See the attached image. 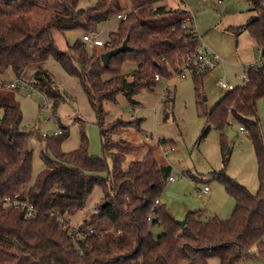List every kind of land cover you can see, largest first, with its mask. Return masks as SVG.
I'll list each match as a JSON object with an SVG mask.
<instances>
[{"label":"trees","instance_id":"obj_1","mask_svg":"<svg viewBox=\"0 0 264 264\" xmlns=\"http://www.w3.org/2000/svg\"><path fill=\"white\" fill-rule=\"evenodd\" d=\"M56 1L59 7L48 5L49 0H0V72L11 69L18 81L25 82L26 69L35 66L25 83L53 107L70 97L62 95L52 75L38 65L52 58L70 76L77 77L96 112L103 158L89 155L81 122H77L79 147L62 152L61 143L69 129L59 124L60 133L50 139L44 136L52 159L42 153L46 167L29 185L32 150L27 143L29 134L21 129L22 115L15 99L18 89L0 83V198L18 195L36 212L34 217L24 218L21 210L0 204V264H210L212 259L218 264H237L255 245L263 254L264 140L257 103L264 99V60L257 67L247 68L248 82L225 93L205 114L207 128L202 133L203 138L210 126L221 131L229 116L240 120L254 147L257 192L250 193L222 170L213 174L235 201L228 219L201 221L189 213L181 226L159 205V221H149L154 202L164 189L159 164L153 151L148 150L141 160L123 168V161L136 146L114 138L130 128L140 131L143 119H117L105 125L103 104L115 102L118 94L133 102L132 96L144 87H124V63L146 62L159 78L171 79L185 61L192 60L199 37L192 29L182 28L187 11L155 6L163 0H127L124 20L116 19L124 12L122 0H91L93 5L84 9L78 8L79 0ZM168 12L174 17L164 23L160 17ZM252 12L251 19L237 33L247 31L264 59V3L252 0ZM112 18L118 22L117 30L99 49L77 40L62 52L51 35L53 30L97 31L100 24ZM126 38L130 50L112 57L104 67L100 55L119 47ZM191 77L199 96L203 76ZM171 101L168 91L166 103ZM225 143L222 134V150ZM107 158L112 160L111 170ZM223 163L227 158L223 157ZM104 172L106 180L98 176ZM95 185L102 188L103 198L96 206L97 213L78 227L81 238L77 240L68 233L64 217L85 207ZM158 222L164 231L154 237L151 228Z\"/></svg>","mask_w":264,"mask_h":264},{"label":"rangeland","instance_id":"obj_2","mask_svg":"<svg viewBox=\"0 0 264 264\" xmlns=\"http://www.w3.org/2000/svg\"><path fill=\"white\" fill-rule=\"evenodd\" d=\"M259 1L264 3V0ZM48 5L59 7L56 0H49ZM91 5V0H79L78 8L84 9ZM155 6H165L167 11H188L192 16V27L200 40L220 57L221 63L202 77L199 96L195 94L193 78L190 75L180 78L177 74L171 79L160 77L159 81L140 88L132 96L133 102L118 94L115 102L103 104L104 124L113 123L117 119L123 122L132 121L135 112L141 111L137 116L142 115V119L144 118L142 130L130 128L114 137L125 139L136 146V149L126 156L122 167L126 168L131 161L141 160L148 150H152L164 175L160 205L175 221L184 220L189 213H194L201 221L211 218L226 220L234 211L235 201L213 173L223 170L227 177L255 194L259 181L254 147L248 133L239 131L242 126L240 120L231 116L221 131L210 126L203 138L202 133L207 128L205 114L227 93L217 88L215 81L225 79L233 86L241 87L245 83L247 67L260 59V51L248 32L237 33L253 16L252 0H163ZM172 17L174 13L168 12L160 18L167 23ZM117 25L115 18L99 25L97 31L100 32V40L103 43L108 40L110 33L117 30ZM82 35L81 30H71L62 35L54 31V38L61 50L66 49L63 46L82 40ZM38 66L52 75L59 92L67 98L70 97V100L65 99L57 107H53L43 96L28 92L25 82L29 80L35 66L26 69L23 77L25 82L18 81L11 69L0 72V82H14L19 85L15 99L21 110V129L29 134L27 143L32 150V175L29 185L35 182L38 174L46 167L42 153L52 159L51 153L46 150L47 140L44 136L52 138L59 131L57 123L69 127L70 136L66 140V148L71 150L79 137L80 128L77 122H81L88 142L89 155L93 158H103L96 112L80 80L70 76L52 58ZM130 67L129 63L122 65L123 80L128 87H134ZM168 91L172 101L166 103ZM45 102L46 108L43 106ZM257 115L264 140V99L257 103ZM222 134L226 141L223 150L220 145ZM161 142H165V145H160ZM171 147L173 150L170 153L163 152ZM223 157L227 158L226 164L223 163ZM106 164L111 170L110 158L106 159ZM168 175L175 181H166ZM98 176L106 180L107 173ZM205 186L209 190L203 191ZM102 198V188L95 185L83 208L84 214L79 211L65 216V220L76 229L88 218ZM154 220L159 221L158 216H154ZM151 231L154 237H157L163 233L164 228L158 222ZM262 241L264 242V236ZM210 264H218V261L212 259ZM237 264H264V252L260 254L255 245L248 251V256Z\"/></svg>","mask_w":264,"mask_h":264},{"label":"built area","instance_id":"obj_3","mask_svg":"<svg viewBox=\"0 0 264 264\" xmlns=\"http://www.w3.org/2000/svg\"><path fill=\"white\" fill-rule=\"evenodd\" d=\"M127 12H128V8H124V12L118 14L116 16V19L117 20H124L126 18ZM182 28L192 29L194 32H196L195 29L192 27V16L190 14H187V17H186V19L182 25ZM82 41H84L88 45L89 48L101 47L104 44L100 40V32H98V31L84 32L82 35ZM263 60L264 59H262L260 57L258 62L250 64L247 68H254V67L259 66L263 62ZM220 63H221L220 57L213 50H211L209 47H207L206 44H204L199 38L198 44L195 47V53L193 55L192 60L185 61V63L180 67V71H179V73H177V75L180 78H186L188 75H190V76H192V75L204 76V75L210 73L211 71H213L214 69H216ZM154 77H155L154 78L155 80H159V76L155 75ZM247 82H248V79L245 76V83H247ZM0 83H2V82H0ZM10 86L12 88L19 89V85L17 83L10 82ZM215 86L221 90L226 91V92H231L236 88L228 80H225V79L216 80ZM27 89H28V92H30V93H33V92L38 93L36 90H34L32 87H29L28 85H27ZM43 106H44V108H46V106H47L46 102L43 104ZM239 131L245 132V130L242 126L239 127ZM58 133H60V132L58 131L55 134H58ZM172 150H173V148L171 147V148L164 149L163 152L165 154H168ZM166 181L173 182L175 180L171 175H169L166 178ZM207 190H208V187L205 186L203 191H207ZM0 204H3L4 206H7V207H11L14 209L21 210L23 212L22 214H23L24 218H32L36 214L33 205H31L28 201L21 200L18 195L0 198ZM159 205H160V201L155 200L154 207L152 208V210L148 216L149 221L154 220V216H157V212H156L157 210L156 209H157V206H159ZM97 210H98V207L93 209L91 211L90 215L88 216V218L90 216L96 214ZM80 213L84 214V209H81ZM65 226L68 229V233L70 235L75 236V238L77 240H79L81 238V235L78 233V227L76 229L71 227V225L68 221H66ZM111 232H113V231H111ZM78 251L81 254L80 248H78Z\"/></svg>","mask_w":264,"mask_h":264},{"label":"crops","instance_id":"obj_4","mask_svg":"<svg viewBox=\"0 0 264 264\" xmlns=\"http://www.w3.org/2000/svg\"><path fill=\"white\" fill-rule=\"evenodd\" d=\"M121 4H122V7H123V9L124 8H128L129 7V3H128V1L127 0H122L121 1ZM186 11V10H185ZM188 12V11H187ZM188 14H189V12H188ZM54 31H56L57 33H60V35H62L63 33H61V32H59V31H57V30H53L52 32H51V35H52V38H53V40H54V42H55V44H56V46L58 47V49L60 50V51H62V52H64V51H67V49H68V47L70 46V45H67V46H63V47H65L66 49L65 50H61L60 48H59V46H58V44L56 43V39L54 38ZM196 31V30H195ZM197 33V32H196ZM198 35V34H197ZM61 38H62V36H60ZM199 37V36H198ZM130 65H131V70H130V73H132V75H133V77H134V81H133V86H137V85H139V84H142V85H144V87L145 86H149V84L150 83H154V82H157V81H159V80H155L154 79V76H155V73H154V71L152 70V68L149 66V64L148 63H146V62H142V63H139V64H133V63H129ZM148 76V77H147ZM145 77H147V78H145ZM144 78L146 79V80H144ZM123 79H124V76H123ZM160 79V78H159ZM123 85H124V87L125 88H131V87H128L126 84H125V81L123 80ZM132 110V109H131ZM139 112H141V111H139L138 110V112L136 113L135 112V115H134V117L135 118H142V115H139V116H137L138 115V113ZM133 119V118H132ZM144 119V118H143ZM143 123V122H142ZM142 123H141V130H142ZM59 124L60 123H57V126H58V128H60L59 127ZM68 129H69V127H68ZM70 136V130H69V135H68V137ZM68 137L61 143V151L62 152H64V153H68V152H71V151H73V150H75V149H77L78 147H79V142H80V139H79V137L77 138V140H76V142L73 144V149H71V150H69V149H67L66 148V140L68 139ZM155 156V155H154ZM162 174V173H161ZM163 175V174H162ZM164 176V175H163ZM169 176V175H168ZM209 190V189H208ZM170 215V214H169ZM171 216V215H170ZM172 217V216H171ZM197 218V217H196ZM229 218V217H228ZM86 219V218H85ZM84 219V220H85Z\"/></svg>","mask_w":264,"mask_h":264},{"label":"water","instance_id":"obj_5","mask_svg":"<svg viewBox=\"0 0 264 264\" xmlns=\"http://www.w3.org/2000/svg\"><path fill=\"white\" fill-rule=\"evenodd\" d=\"M125 50H130L128 44H127V38L122 42V44L117 47L114 48L112 50H109L107 52H104L100 55V61L102 63V65L104 67H108L109 65V61L112 57L120 54L121 52L125 51ZM106 203L102 204V207L105 205ZM179 225L183 226L185 224V220L179 221L177 222Z\"/></svg>","mask_w":264,"mask_h":264}]
</instances>
